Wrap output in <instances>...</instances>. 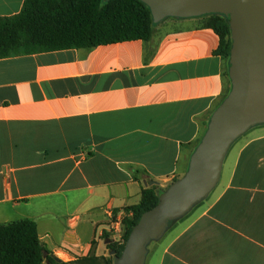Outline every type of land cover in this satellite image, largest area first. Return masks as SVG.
Instances as JSON below:
<instances>
[{
	"label": "crops",
	"instance_id": "obj_1",
	"mask_svg": "<svg viewBox=\"0 0 264 264\" xmlns=\"http://www.w3.org/2000/svg\"><path fill=\"white\" fill-rule=\"evenodd\" d=\"M25 0H0V18ZM214 18L169 17L149 41L0 59V225L30 220L60 261L109 258V211L183 177L231 90ZM145 264H264V124Z\"/></svg>",
	"mask_w": 264,
	"mask_h": 264
},
{
	"label": "water",
	"instance_id": "obj_2",
	"mask_svg": "<svg viewBox=\"0 0 264 264\" xmlns=\"http://www.w3.org/2000/svg\"><path fill=\"white\" fill-rule=\"evenodd\" d=\"M140 1L149 7L154 24L169 17H227L232 39L231 90L212 115L186 174L141 216L114 264H144L147 245L161 238L170 222L188 213L216 187L231 145L251 128L264 124V0ZM145 184L158 185L154 181Z\"/></svg>",
	"mask_w": 264,
	"mask_h": 264
},
{
	"label": "trees",
	"instance_id": "obj_3",
	"mask_svg": "<svg viewBox=\"0 0 264 264\" xmlns=\"http://www.w3.org/2000/svg\"><path fill=\"white\" fill-rule=\"evenodd\" d=\"M211 16L214 18L211 27L221 40L216 53L229 58L232 39L228 18L220 14ZM154 28L149 7L140 0H25L18 15L0 18V59L149 41ZM164 191L153 185L143 190L138 205L126 209L133 214L124 220L126 242L132 228L145 212L158 204ZM124 248L125 245L110 242L111 257L78 259L71 264H114ZM0 264L66 263L46 248L35 222L22 220L0 225Z\"/></svg>",
	"mask_w": 264,
	"mask_h": 264
},
{
	"label": "built area",
	"instance_id": "obj_4",
	"mask_svg": "<svg viewBox=\"0 0 264 264\" xmlns=\"http://www.w3.org/2000/svg\"><path fill=\"white\" fill-rule=\"evenodd\" d=\"M132 213L127 212H120V213H114L112 211H109V224L105 228V233L110 240V242H114L118 245H125L126 246V240H125V226H124V220L127 217H132Z\"/></svg>",
	"mask_w": 264,
	"mask_h": 264
},
{
	"label": "rangeland",
	"instance_id": "obj_5",
	"mask_svg": "<svg viewBox=\"0 0 264 264\" xmlns=\"http://www.w3.org/2000/svg\"><path fill=\"white\" fill-rule=\"evenodd\" d=\"M181 178H182V177H181ZM168 187H169V186H168ZM168 187H166V188H165V189H163V190H165V191H166V190L168 189ZM144 264H145V263H144Z\"/></svg>",
	"mask_w": 264,
	"mask_h": 264
}]
</instances>
